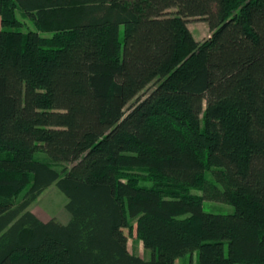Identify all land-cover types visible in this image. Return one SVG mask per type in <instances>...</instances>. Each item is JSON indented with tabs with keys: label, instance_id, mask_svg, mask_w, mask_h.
Instances as JSON below:
<instances>
[{
	"label": "trees",
	"instance_id": "trees-1",
	"mask_svg": "<svg viewBox=\"0 0 264 264\" xmlns=\"http://www.w3.org/2000/svg\"><path fill=\"white\" fill-rule=\"evenodd\" d=\"M0 20V264H264V0H0ZM52 185L67 224L29 211Z\"/></svg>",
	"mask_w": 264,
	"mask_h": 264
},
{
	"label": "rangeland",
	"instance_id": "rangeland-1",
	"mask_svg": "<svg viewBox=\"0 0 264 264\" xmlns=\"http://www.w3.org/2000/svg\"><path fill=\"white\" fill-rule=\"evenodd\" d=\"M171 13H176L177 9L170 10ZM18 17L20 20L25 22L26 26H23V30L27 31L28 29H33V24L30 21H24L20 12H18ZM188 27L195 39L198 41H204L210 36V30L206 22L202 19L193 18L189 19ZM1 28V20H0ZM121 40L124 41V27H121ZM39 159H44L49 161L56 169L61 170L62 168H70L71 165L65 163H55L52 160H49L46 154H38ZM25 192H23L16 200L17 204L23 198ZM193 194H199L197 191H193ZM68 202L67 197L57 188L56 185H52L48 188L36 202H34L29 211L33 212L43 221H49L51 219H56L62 224H67L70 220V214L66 210V204ZM203 208L205 212L219 214V215H231L235 213L234 206L221 202L205 201L203 203ZM125 234L128 235V248L130 252L138 257H141L145 260L152 258V252L144 248L143 243L139 240L137 232L134 230L132 233H129L128 230H125ZM226 253L228 249L226 246ZM199 262V253L198 251L188 253L182 257L176 259L175 264H198Z\"/></svg>",
	"mask_w": 264,
	"mask_h": 264
},
{
	"label": "crops",
	"instance_id": "crops-1",
	"mask_svg": "<svg viewBox=\"0 0 264 264\" xmlns=\"http://www.w3.org/2000/svg\"><path fill=\"white\" fill-rule=\"evenodd\" d=\"M193 33V32H192ZM198 41V40H197Z\"/></svg>",
	"mask_w": 264,
	"mask_h": 264
}]
</instances>
